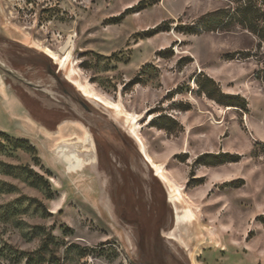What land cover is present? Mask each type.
<instances>
[{
    "label": "rangeland",
    "instance_id": "rangeland-1",
    "mask_svg": "<svg viewBox=\"0 0 264 264\" xmlns=\"http://www.w3.org/2000/svg\"><path fill=\"white\" fill-rule=\"evenodd\" d=\"M141 1L0 0V264H264V45L239 27L196 29L225 0ZM69 37L71 76L135 116L143 150L178 188L174 238L170 221L164 237L138 236L124 213L126 190L150 219L175 205L123 120L24 41L61 55ZM23 61L40 80L13 66ZM2 91L23 107L8 113ZM43 96L62 113L40 111ZM86 132L108 165L68 171L54 149L86 154Z\"/></svg>",
    "mask_w": 264,
    "mask_h": 264
},
{
    "label": "bare ground",
    "instance_id": "bare-ground-1",
    "mask_svg": "<svg viewBox=\"0 0 264 264\" xmlns=\"http://www.w3.org/2000/svg\"><path fill=\"white\" fill-rule=\"evenodd\" d=\"M3 9V7H2ZM6 25V24H5ZM71 37V36H70ZM70 37L66 44L64 45L63 49L61 51H58L61 55L55 53L51 49L47 47H42L35 41L31 42L27 39H24V41L30 42L33 44L32 47L40 50L45 56H47L53 65H55V68L58 72L61 70L65 73V79L72 84L79 92L82 97L89 100L90 102L102 105L106 109H108L111 114H113L117 119L123 120L124 124L126 125L128 129V134L135 140L139 151L143 155L144 159L148 162V164L151 166V168L154 170L155 175L166 185L169 200L173 202L175 205V222L176 227L181 226L184 222V218L186 216H182L179 213V209L176 204L180 202V192L178 188L167 178V176L164 174L161 168L156 166L147 156L145 151L143 150L140 142L135 136V116L126 112L123 110L120 106L116 105L115 103H111L107 100H104L100 97H98L93 91L90 90L88 86H86L80 78H73L71 75L74 73V67L72 63L70 64V68L68 70L67 65L70 63V60L72 59V53H73V44L71 43ZM29 45V44H28ZM31 46V45H29ZM0 87H3V81L0 79ZM6 94L2 91L1 92V98L4 100ZM40 111L53 114L52 111H45L43 109H40ZM39 112V111H38ZM14 115V114H13ZM110 115V114H109ZM31 122V121H30ZM41 127V126H40ZM38 127V128H40ZM36 129V128H35ZM60 131H57V133ZM49 134V133H48ZM86 142L88 145V151H86V154H80V151L77 149V146L74 145V143H67L65 146H56L54 151L58 158H60L61 162H63L66 165V168L68 171H81L85 166H89L90 163H94L96 161V156L93 154L95 152V146L94 142L92 140V137L88 132H86ZM82 175V174H81ZM93 198V196H92ZM95 199L93 198V201ZM183 202V201H182ZM187 213L190 216H193V213L189 206H186ZM169 236L174 238V233L169 232ZM177 238V237H176ZM180 238V237H179Z\"/></svg>",
    "mask_w": 264,
    "mask_h": 264
},
{
    "label": "trees",
    "instance_id": "trees-1",
    "mask_svg": "<svg viewBox=\"0 0 264 264\" xmlns=\"http://www.w3.org/2000/svg\"><path fill=\"white\" fill-rule=\"evenodd\" d=\"M225 1L227 4L224 7L200 16L196 29L205 32H231L239 27L255 36L259 45H264V0Z\"/></svg>",
    "mask_w": 264,
    "mask_h": 264
},
{
    "label": "water",
    "instance_id": "water-1",
    "mask_svg": "<svg viewBox=\"0 0 264 264\" xmlns=\"http://www.w3.org/2000/svg\"><path fill=\"white\" fill-rule=\"evenodd\" d=\"M84 108L87 109V107L83 104ZM88 110V109H87ZM137 150H138V153L139 155L143 158V160L146 162V164H148V162L144 159L143 155L141 154V152L139 151L138 149V146H137ZM102 151L98 150L97 149V155H96V158L98 160V162L102 163V166L104 168L105 165L107 166L108 165V161H107V155L105 154H102L101 153ZM105 160V161H104ZM148 166L151 168V166L148 164ZM152 169V168H151ZM153 170V169H152ZM119 173H120V176H122V180L123 181V184L125 185V182L128 183L127 181V178L124 179V177L126 176L122 171L118 170ZM154 177L156 179H158L159 181H161L156 175L155 173L153 174ZM130 177V176H129ZM131 180V179H129ZM162 182V181H161ZM123 189V187H121ZM129 189H131V186L129 187ZM127 194V199H126V208H124L123 210L126 211L124 213H126V215L129 216V218L135 220L134 222V227H135V230H136V233L138 236H140L141 234H145V236L149 239H153L156 237V235L158 236H161V237H164L162 234H161V231L160 228L161 227H164V226H167V223H169L170 221V226L169 227V230H168V234L172 228V226L174 225L175 223V215L173 214V212L170 213V217L168 215V213L166 212V210L160 212L159 210L156 212V214L154 213L153 215H151V219H150V216L148 214H150L151 212H143V207L142 205L140 206V204H138L137 202L135 203V200H134V194L133 192L131 191H128L126 190L125 191ZM131 198V199H130ZM110 203L112 204V206H114L115 208V211L117 212V216L119 218V220L121 219V215L123 213V210L122 208L119 207V204L118 203H115L112 199V197H110L109 199ZM144 206H145V203H144ZM125 207V206H124ZM142 207V208H141ZM146 207V206H145ZM128 208V209H127ZM127 209V210H126ZM171 211V209H170ZM143 214L145 216H143ZM160 215V216H159ZM168 220V221H167ZM167 221V222H166ZM123 222V221H122ZM164 225V226H163ZM166 238H169V239H172L173 237H170V236H165ZM152 244L149 243V242H145V247H152L151 246ZM151 251V249H150ZM146 254V253H145ZM147 254H148V251H147ZM164 264H171V263H166L165 261H163Z\"/></svg>",
    "mask_w": 264,
    "mask_h": 264
},
{
    "label": "crops",
    "instance_id": "crops-1",
    "mask_svg": "<svg viewBox=\"0 0 264 264\" xmlns=\"http://www.w3.org/2000/svg\"><path fill=\"white\" fill-rule=\"evenodd\" d=\"M16 42H19L22 46H25L26 48H28V49H33V48H31V46H29L28 44H24L23 42H20V41H17V40H15ZM35 50V49H34ZM35 51H37V50H35ZM6 57V56H5ZM9 62H11V61H9ZM53 65V64H52ZM13 66H15L16 68H21V70L22 71H24L25 69H30L31 68V71L33 70V76H29L28 78H27V80H32V81H36L37 79L38 80H40L41 79V77L43 76V75H40L39 74V71H40V68L38 67V68H36L34 65H32L29 61H23L22 63H17V64H15V65H13ZM53 67H54V70L55 71H57L56 70V68H55V65H53ZM38 71V75H37V77L35 76V72H37ZM58 72V71H57ZM28 85H30L29 87H32V85H31V83L30 82H28ZM11 96H9V95H7L6 94V96H5V98L4 99H6V100H8L7 101V103H5L4 104V107H5V109H6V111L8 112V113H13V110L12 109H10L11 107H10V105H9V103H11V104H13L14 105V109H16V108H18V109H20V108H22L23 107V100L21 101L20 99H18V98H16L15 96H13L12 94H10ZM40 99H41V105H43L42 107H41V109H43V110H45V111H52L53 112V114L54 113H58V114H60V113H62V111H61V109H59V110H55V106L54 105H50V104H53V102H51L49 99H47V98H45L44 96L43 97H39ZM49 100V101H48ZM50 103H48V102ZM28 102H30L29 100H28ZM26 103H27V100H26ZM10 107V108H9ZM63 113H65V110H63ZM67 113V112H66ZM75 114H77L76 112H75ZM96 151V150H95Z\"/></svg>",
    "mask_w": 264,
    "mask_h": 264
}]
</instances>
